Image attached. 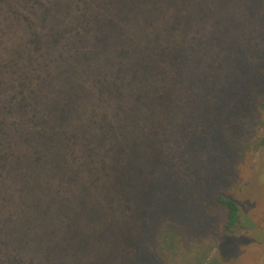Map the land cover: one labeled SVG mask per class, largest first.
Listing matches in <instances>:
<instances>
[{
    "label": "rangeland",
    "instance_id": "rangeland-1",
    "mask_svg": "<svg viewBox=\"0 0 264 264\" xmlns=\"http://www.w3.org/2000/svg\"><path fill=\"white\" fill-rule=\"evenodd\" d=\"M241 82L264 86V0H0V264H162L165 217L214 237L209 264H264V146L204 135Z\"/></svg>",
    "mask_w": 264,
    "mask_h": 264
},
{
    "label": "trees",
    "instance_id": "trees-1",
    "mask_svg": "<svg viewBox=\"0 0 264 264\" xmlns=\"http://www.w3.org/2000/svg\"><path fill=\"white\" fill-rule=\"evenodd\" d=\"M131 58L133 60L131 63L133 73H140L138 78L134 76L135 79H138L140 82L144 81L148 76L140 66L139 60L144 61L146 59L138 60L135 56ZM147 68L148 67H146V69ZM258 88L259 89L255 91L257 88L254 87V84H244L241 82L237 92L235 91L221 98V103L219 105L222 104V101L227 99L231 101L232 98H237V96L240 99L234 104L235 107L233 106V109L227 112L228 117L222 120L221 109L216 108L215 116L222 122L219 123L214 120L207 122V129L204 133V135L212 136L217 147H221L222 149L224 147L235 161L241 163L252 161L255 154L264 146V115L260 110L257 112V127L250 131V137H248V139L241 140L236 134H233L236 132L234 126L239 124L240 117L244 110L251 108L250 105H255L256 102H251L250 100L256 97L255 99L258 101L259 98H261V96H259L261 88ZM244 100L248 101L244 102ZM235 112L238 114L235 115ZM226 120H229V123H226ZM218 124L222 128L220 132L218 130ZM222 132L228 133L229 136L223 137V134L220 136L219 133ZM127 163H129V161H127ZM128 172H132L131 167ZM218 202L227 210L225 229L230 230V227L236 222L239 215L238 204L235 200L222 195L218 196ZM153 241L155 252L162 261V264H209L210 255L216 244L213 236L204 237L197 235L191 237L188 230L180 222L168 217L159 220L155 225Z\"/></svg>",
    "mask_w": 264,
    "mask_h": 264
}]
</instances>
